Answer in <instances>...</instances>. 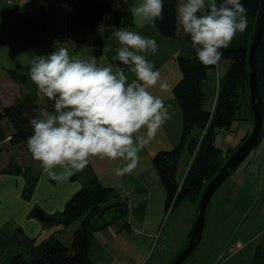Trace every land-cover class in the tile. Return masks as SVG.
I'll list each match as a JSON object with an SVG mask.
<instances>
[{
    "label": "rangeland",
    "instance_id": "rangeland-1",
    "mask_svg": "<svg viewBox=\"0 0 264 264\" xmlns=\"http://www.w3.org/2000/svg\"><path fill=\"white\" fill-rule=\"evenodd\" d=\"M32 1L33 0H0V98L5 102H8L9 100H12L15 95H20L21 91L22 94H24L27 90L33 89L31 93H35L41 104L42 110L45 111V102L47 98L38 92L36 86L30 80V77L27 78V81L23 84L24 86L18 85L11 82L13 79L8 75L7 69H17L22 73H29L34 55H48L52 51L65 46L69 48L70 56L86 57L91 54L96 57L98 65L107 66L109 61L106 56L110 52H113L114 56H116L118 43L109 32L105 31L106 27H91L89 25L87 16L94 0H91L90 4V0H53L51 3L49 0ZM103 1L108 3V0ZM182 2L183 0H178L177 8ZM108 4L115 8V5L111 2ZM125 11L126 10L120 12ZM115 27L138 31L141 35L148 37H151L150 35L152 33L150 32L149 35L147 34V31L149 32V29H151L149 26H145L144 29H136L134 18L132 25ZM178 28L181 29L179 21ZM156 42L158 44V51L154 55L152 54L149 58L147 55V59L154 64L155 70L160 72L161 82H166L168 84V90L162 91L159 86H157L156 88L151 89V91L153 94L160 96L164 100L166 106L170 105L171 119L160 129L155 139L139 153L140 160L138 167L136 168L137 171L151 169L155 179L158 176L154 173L155 170L153 172L154 168L151 164L152 155L161 148L166 149L175 145L179 140L182 129L181 108L172 90L173 85L181 77V72L175 59V56L180 52V45L179 42L173 38H162L160 42L157 40ZM228 65L229 60L221 58L216 65L217 67L215 70L209 72L212 80L207 84V98L204 102L205 107L211 108L213 106L218 79L225 72ZM133 78L134 77L131 74L129 80ZM47 113L53 114L54 110L50 109ZM237 115L241 119L234 122L233 127H235V130L218 132L216 134L215 142L218 145H221L224 148L228 147V145L238 146L244 140H241L243 135L250 132L252 120L248 119V117L251 116L250 98L248 93L242 99ZM263 135L264 130L261 139ZM229 139H232L230 141L231 144L228 143ZM2 148L0 150L1 165L9 167L14 164H29L28 167H30V171L28 174L31 177H34L35 181L37 180L39 174L42 173V168L39 162L32 159V156L27 149V144L13 146L5 145V147ZM253 149L247 153L238 166L244 160V162H246L251 157ZM105 161L108 162L107 159L103 160L98 157L92 158L88 166L85 168V173L94 172V167H96V171L103 175H101V178V176L91 174L88 178L98 176L106 181V173H108L110 176L109 180H113V177H116V175L115 172H109V164L111 167L116 168L118 163L123 165V162L115 160L109 161L107 164ZM252 161L254 163L257 162L255 159ZM188 165L189 154L187 151H184L178 163V179L183 175L182 173L186 171ZM261 166L263 167V164H261ZM252 168L253 174H256L255 176L258 178V188L262 189L260 195L264 196V170L262 169L259 172V166ZM81 173L84 174V172ZM84 175L86 177L88 176L86 174ZM125 175L128 178L130 177L129 174ZM262 175L263 178L261 179ZM75 176V178L71 176L70 179L77 180L79 175L76 173ZM88 178H86V180ZM155 188L163 191L164 194L162 192H154L150 198L151 201L149 208L154 211L160 209V214L155 216L150 215L145 224L141 225V211L134 208L132 209L130 204V209L134 213L133 214L130 211L128 217L131 227L130 231H126L125 229L122 230L120 228L123 236L117 238L113 243L109 242L110 244L108 246L105 244L106 241L110 240V238L105 239L106 231H108V229H106V227L102 229L103 235L100 233L101 230L96 232L90 253L94 264H124L123 258L120 260L116 257L120 247L121 249L128 251V253L126 252V254H124L125 262L129 259L130 261H133V264H166L169 261L168 257L177 252L182 245L181 242L183 239H186L187 233L194 220L196 203L189 200H183L174 209L168 207L166 212H164L165 191L163 185L158 182L157 186L155 185ZM232 196H235V189L231 186L230 176L220 185L210 199L208 205L210 212L207 216L206 226L198 250L203 247L204 243L207 245L209 244V246L215 244V247H218V244L226 245L228 243V236L231 234L229 238L230 240L234 233L236 234L234 236L241 238H245L247 234H252L254 232L264 234V209L257 206V204H254L252 209H248L247 202H249L248 207H251V204L254 203V200L249 197L245 199L244 203L237 201L235 203L236 206H234L233 202H231ZM259 203L260 200H258V205ZM260 204L264 207V200ZM232 206L235 207L234 210L232 209ZM214 207L218 209L217 212L216 210H213ZM244 208H247L246 211H244ZM113 211L114 210H106L103 219L109 218L113 214ZM244 216L246 217L245 223L243 222L244 225L239 227ZM238 219L240 222L235 226V222H237ZM78 221L79 220H75L67 227H64L65 232L67 233L69 229L77 227ZM145 225L147 228H152L155 225L153 228L154 231L149 233H141L137 230L134 231V227H137L138 230H140V228ZM109 226L118 228L116 225ZM65 232L62 231L58 237L65 244H69L70 241L65 239ZM99 240H101V242H99ZM242 240L244 241V239ZM263 242L264 235H262L261 238H258L256 242L248 239V244L245 246L244 243L237 244L238 242H235L232 246L233 248L228 249L231 251H227L223 254L222 257L217 259L215 264H231V262L237 264L248 263L253 259L254 246ZM242 246H244V248L240 251ZM170 250L171 253H169ZM238 250L240 252H238ZM235 251L237 253L232 255ZM166 254L168 256H166ZM190 260L191 258L187 259V262L184 263L188 264ZM209 262H211V259H209Z\"/></svg>",
    "mask_w": 264,
    "mask_h": 264
},
{
    "label": "clouds",
    "instance_id": "clouds-1",
    "mask_svg": "<svg viewBox=\"0 0 264 264\" xmlns=\"http://www.w3.org/2000/svg\"><path fill=\"white\" fill-rule=\"evenodd\" d=\"M121 5L131 13L136 29L163 19L164 0H117L115 10ZM176 15L190 37L195 59L206 67L218 64L222 49L248 24L242 0H183ZM105 31L118 43L115 68L111 63L98 65L91 54L70 56L66 46L32 58L30 80L54 102V113L29 120L27 149L53 180L67 181L97 157L122 161L115 175L130 174L138 167L139 153L171 119L170 105L151 91L157 86L168 90L147 59L158 51L155 38L111 25Z\"/></svg>",
    "mask_w": 264,
    "mask_h": 264
},
{
    "label": "trees",
    "instance_id": "trees-1",
    "mask_svg": "<svg viewBox=\"0 0 264 264\" xmlns=\"http://www.w3.org/2000/svg\"><path fill=\"white\" fill-rule=\"evenodd\" d=\"M242 3L247 9V29L238 33L228 48L222 49L221 58L228 59L229 65L218 79L211 108L205 107L204 102L207 98V84L212 80L209 72H213L217 64L206 67L195 59L196 53L191 46L190 37L182 28H178V0H164L163 19L156 21L154 25L162 38L176 39L180 45V52L175 59L181 77L172 87L182 112L180 137L175 145L157 150L151 158V164L165 191L164 212L168 207L174 209L183 200L197 203L203 186L237 147L229 145L224 148L215 142V138L218 132L235 130L234 122L241 119L237 112L242 99L248 93V49L261 0H242ZM87 17L91 27L133 24L130 12L115 10L103 0L93 1ZM106 57L115 68L117 60L114 53L110 52ZM255 59L264 111V33ZM7 73L21 86H24L29 78V73H22L17 69H7ZM32 90H27L24 94L21 91L20 95L7 104L2 103L0 99V150L5 145L27 144L28 137L32 135L29 120L40 118L50 109L54 110V102L46 99L43 111L35 93H31ZM248 119L252 120V115ZM246 136L245 133L241 140ZM184 151L189 154V165L178 179V163ZM29 171L30 167L22 164L9 167L0 164V172L24 176L25 199L30 197L35 183V178L28 174ZM72 176L76 177L75 174ZM130 201L129 196L119 195L115 187L104 184L98 176L88 178L65 201L61 211L53 215L55 222L62 227L79 220L69 244L56 237H50L39 244L38 249L29 256L27 264H94L90 253L96 232L109 225L130 231ZM106 210L114 211L109 218L103 219ZM253 253L249 264H264V247L258 245ZM21 256L20 253L16 254L14 261H20ZM189 258H193V254Z\"/></svg>",
    "mask_w": 264,
    "mask_h": 264
},
{
    "label": "crops",
    "instance_id": "crops-1",
    "mask_svg": "<svg viewBox=\"0 0 264 264\" xmlns=\"http://www.w3.org/2000/svg\"><path fill=\"white\" fill-rule=\"evenodd\" d=\"M34 1L35 0H33L32 2ZM52 1L53 0H49L50 3ZM109 2L115 5L117 0H108V3ZM138 2L139 0H132V3H138ZM90 3L91 0L89 4ZM119 10L120 11L126 10L125 6L121 5ZM150 28L151 29H149V32L147 31V34L149 35L150 32H152L150 36L154 37L155 40L160 42L162 40V37L155 28V26H151ZM151 55L152 54H148V58ZM125 72L130 77L131 73L128 72L127 68L125 69ZM11 82L15 83L14 81ZM16 96L17 95H15V97ZM15 97H13V99L9 100L8 102L7 101L5 102L2 98L0 99L2 103L7 104L12 102ZM231 140L232 139H229L228 143L231 144L230 142ZM261 140L252 150L251 157L246 162H244L245 161L244 160L243 161L244 163L242 162L243 164L241 163L242 165L240 164L230 175L231 186L235 189V196L231 197V202H233L234 206H236L235 203L237 201L244 203L245 199L249 197L252 200H254V203L251 204V207L250 206L248 207L249 202H247L248 209H252L254 204H257V206H260V208L264 209V207L260 204L264 200V196L260 195L262 189L258 188L259 187L258 178L257 176H255L256 174L254 175L252 172L253 171L252 167L259 166L260 168L261 164H263V167L261 166L259 172L262 169L264 170V135ZM253 159L257 160L256 162L257 164L252 161ZM105 163L108 164L109 160L108 162L105 161ZM23 166L28 167L29 164H25ZM121 166L122 165L118 163L116 168ZM116 168L111 167V165L109 164L108 167L109 172L112 173L115 172ZM150 170L143 169L141 171H137L135 169L133 172L129 174L130 176L129 178L126 175L124 176L116 175V177H113V180H109L110 176L108 173H106V181L101 179L102 178L101 175L103 174L97 172L96 167H94V172L85 173V169L82 171L84 172V174L88 175L87 177L81 172H78L77 175L79 176L77 180L76 179L72 180L69 178L67 181L53 180L52 178L44 174L42 171V173L39 174L37 180L35 181L36 183L33 186L31 196L28 199H25L23 197L26 181L22 174L0 172V264H27L29 256L34 253L35 249L36 250L38 249L39 244L45 241V239L47 240L50 237H56L60 239L58 236H60V233L62 231L65 232L64 227L57 224L53 217L51 221L48 220L42 221L43 218L39 217L40 213L44 212L46 215L53 216L57 211H60L63 208L65 201L73 194V192H75L77 189H79L82 186L86 178L91 176V174L101 176L100 179L104 182V184H108L115 187L119 195L129 196L131 199L130 201L131 208L141 211V215H140V220L142 221L141 225H144L150 215L155 216L160 214V209L157 211H154L152 209L150 210L149 205L151 201L150 199L151 196L154 194V192H162L164 194L163 191L155 188V185L157 186V183L158 182L161 183V182L158 179V177L156 178L157 179L156 181L155 176L152 173V170L151 171ZM262 178L263 175L261 179ZM258 200H260L259 205H258ZM162 201H163V197H162ZM234 206H232L233 210L235 208ZM247 208H244L245 209L244 211H246ZM213 210H216V212L218 211V209L215 207ZM130 211L131 213H133L131 209ZM209 212L210 211L208 209L207 216ZM245 220L246 217L244 216L241 223L239 224V227L241 225H244L243 222L245 223ZM206 222H207V218H206ZM239 222L240 220L238 219V221L235 222V226H237L236 224H238ZM154 227L155 225L152 228H147L145 225L142 228H140V230H138L137 227H134L135 228L134 231L137 230L141 233L142 232L149 233L154 231L153 230ZM73 229L74 227L69 229L67 233L65 232V239H68L70 241ZM106 229H108V231H106L105 239L110 238L109 241L105 242L106 246H108L111 242L113 243L117 238L123 236L122 230L118 229L117 227L109 226L106 227ZM100 233H102L103 235L102 230ZM230 235L227 238L228 243L226 245L218 244V247H215V244H213V246H209V244L207 245L204 243L203 247H201V249L198 250L203 237L202 234L201 240L197 245L198 247L193 252V258H191L188 264H215L217 262V259L222 257L223 254H225L227 251L228 252L231 251L228 249L233 248L232 246L235 244V242H238L237 244L244 243L245 246L248 244V239H251V241L256 242L258 238H261V236L264 234L260 232H254L252 234H247L246 237L244 236L245 238H241L238 236H234L236 235L234 233L233 235L234 237L232 236L231 239L229 240ZM242 239H244V241ZM101 240H99V242H101ZM184 240L185 238L183 239L181 244L184 242ZM258 245L264 247V242L254 246V249ZM244 246L240 248V251L241 249L244 248ZM120 250H118V254H116V257H118L120 260H122L123 258L124 264H133V261H130L129 259L127 262H125L126 260L124 254H126V252L128 253V251H126L125 249H121V247ZM240 251L238 250V252ZM19 253L22 254L20 261L18 262L14 261V256ZM169 253H171V250L169 251ZM236 253L237 252L235 251L232 255ZM173 255L174 254H171L168 257V259H171ZM166 256L168 255L166 254ZM209 259H211V262H209ZM251 261L245 264H249ZM231 264H237V263L231 262Z\"/></svg>",
    "mask_w": 264,
    "mask_h": 264
},
{
    "label": "water",
    "instance_id": "water-1",
    "mask_svg": "<svg viewBox=\"0 0 264 264\" xmlns=\"http://www.w3.org/2000/svg\"><path fill=\"white\" fill-rule=\"evenodd\" d=\"M264 33V0H261L259 11L255 20L252 39L248 49V95L250 98V108L252 115V127L244 140L235 148V150L223 162L219 170L207 181L203 186L197 203L196 214L191 224L187 237L166 264H184L185 261L193 254L199 244L204 226L206 223L208 204L212 195L220 187V185L231 175L234 168L243 160L247 153L253 149L261 138L263 132V100L261 90L258 84L257 67H256V51L260 44ZM118 64V61H117ZM42 221H51V215L40 213Z\"/></svg>",
    "mask_w": 264,
    "mask_h": 264
},
{
    "label": "flooded vegetation",
    "instance_id": "flooded-vegetation-1",
    "mask_svg": "<svg viewBox=\"0 0 264 264\" xmlns=\"http://www.w3.org/2000/svg\"><path fill=\"white\" fill-rule=\"evenodd\" d=\"M61 211V210H60ZM57 212H59V211H57ZM56 221V220H55ZM60 225V224H59Z\"/></svg>",
    "mask_w": 264,
    "mask_h": 264
}]
</instances>
